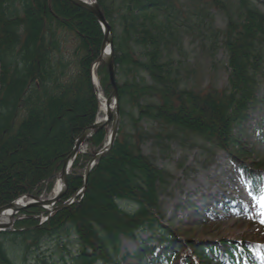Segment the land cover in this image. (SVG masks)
<instances>
[{
  "label": "trees",
  "instance_id": "16d2710c",
  "mask_svg": "<svg viewBox=\"0 0 264 264\" xmlns=\"http://www.w3.org/2000/svg\"><path fill=\"white\" fill-rule=\"evenodd\" d=\"M97 1L113 29L117 72L141 70L153 85L117 80L118 136L91 172L85 193L43 225L31 218L43 210L23 212L27 218L16 223V232L0 233V264H16L14 245L31 252L46 239L63 235L76 246L65 264H262L264 240L206 235V230H216L219 218L210 209L218 200L211 194L185 205L186 221L179 227L165 222L160 198L169 174L144 155L142 143L148 134L137 129L139 121L131 117L134 134L126 121L127 105L132 104L139 120L214 144L244 175H257L264 183L263 151L240 134L264 86V12L257 7L264 0H233L234 7L228 0H207L228 22L223 46L229 77L223 91L181 89L173 77L175 69L164 59L165 36L157 20L174 6L172 0ZM69 34L77 39L74 62L65 45ZM103 40L94 15L68 0H0V208L23 196L51 193V178L61 171L80 135L94 124L99 100L91 71ZM136 47L145 62L137 57ZM98 76L104 95H111L106 65L100 66ZM149 97L158 102L147 101ZM107 138L105 129L88 140L87 153L72 167L67 198L84 187L92 153L101 151ZM221 210L240 211L242 206L228 202ZM123 239L137 245L134 253L122 254ZM63 249L68 250L66 243Z\"/></svg>",
  "mask_w": 264,
  "mask_h": 264
},
{
  "label": "rangeland",
  "instance_id": "374dc122",
  "mask_svg": "<svg viewBox=\"0 0 264 264\" xmlns=\"http://www.w3.org/2000/svg\"><path fill=\"white\" fill-rule=\"evenodd\" d=\"M172 1L174 6L165 11V15L159 14L157 20L165 36L164 59L172 63L175 69L173 77L177 78L181 89H226L229 76L228 54L223 46L228 23L226 16L214 5L208 4L207 0ZM228 2L236 6L233 0ZM257 7L264 12V5L257 3ZM232 13H237L235 8ZM76 43L74 35H67L65 45L68 59L72 62L74 58L71 54ZM135 53L145 62L140 48L136 47ZM116 76L121 84L125 80L133 82L136 79L153 85L150 76L141 70L125 69L118 71ZM260 100L261 104L251 112L248 123L242 127L241 135L245 141L263 150L264 86L260 90ZM147 101L158 102L157 98L152 97L147 98ZM127 112L130 113L126 121L127 130L134 134L136 127L133 119L139 121L137 129L141 128L148 134L142 143L144 155L169 174V182L164 186L160 198L167 223L179 227L186 221L184 206L204 194L212 193L226 200L242 202L243 212H221L219 220L214 223L216 230H206L207 236L228 235L238 241L264 240V224L260 223V214L264 213L263 185L257 181L250 182L234 165L228 153L214 144L173 127L162 126L151 120H139V112L132 104L127 105ZM50 194L47 193L46 198ZM215 209L220 211L219 207ZM3 221L0 218V223ZM67 237L48 238L31 252H23L14 245L16 252L12 258L16 264H65L69 253L76 251L74 240L69 242ZM65 243L68 250L63 249ZM121 251L122 254L134 253L136 245L123 240Z\"/></svg>",
  "mask_w": 264,
  "mask_h": 264
},
{
  "label": "water",
  "instance_id": "95a60500",
  "mask_svg": "<svg viewBox=\"0 0 264 264\" xmlns=\"http://www.w3.org/2000/svg\"><path fill=\"white\" fill-rule=\"evenodd\" d=\"M72 2L75 6L84 9L91 14L94 15V17L98 20L100 26L103 29L104 32V42L102 45V51H101V57L95 64L92 75L95 77V68L98 65L105 64L108 67L110 80L113 86V93L111 96L108 97V102H110L112 99L115 100V112L108 114L104 119L98 120L95 125L85 129L83 134L78 139L74 149L71 151L69 156L64 161V169L57 175L53 176L52 180H58V176L62 174V180L65 182L64 188L58 193V195L53 199H42L36 196H24L21 200L24 202L23 206L20 204H17L18 202H13L10 205H7L5 207L0 208V215L4 214L5 212H13V215H11V221L15 219V215L19 214L20 212L28 209L33 208H39V209H45V206L51 205L52 207H55L53 212L50 213L49 218L52 216L53 213L59 212L62 210H65L72 206L79 193H76L69 201L64 202L62 205L60 203L63 201V199L68 195V193L71 190V182L70 178L68 176L67 169L71 168L72 161L76 160L77 157L81 154L83 147L85 146L86 142L95 134L100 132L101 130L105 128H111V134L108 144L104 147L103 150L100 152H94L92 155V159L87 165L86 173H85V185L83 188V192H85L89 180V176L94 169V167L97 165V163L106 155L109 153V151L112 149L116 137L118 135V129H119V120H120V107H119V94H118V86L116 82V63H115V56H114V35L112 32V27L105 18L97 0H69ZM107 48L110 49V55L108 58H105V51ZM95 91L98 94V88L95 86ZM74 164V163H73ZM73 166V165H72ZM4 227L6 229L11 228V224L8 225H0L1 227Z\"/></svg>",
  "mask_w": 264,
  "mask_h": 264
},
{
  "label": "bare ground",
  "instance_id": "6f19581e",
  "mask_svg": "<svg viewBox=\"0 0 264 264\" xmlns=\"http://www.w3.org/2000/svg\"><path fill=\"white\" fill-rule=\"evenodd\" d=\"M109 55H110V49L109 48H107V50L105 51V58H108L109 57ZM95 76H96V79L98 78L97 77V74H95ZM115 100L114 99H112L110 102H108V98L107 97H105L104 95L102 96V98H101V105H100V112H101V115L99 116V118H98V120H102V119H104L108 114H110V113H114L115 112ZM96 123V122H95ZM95 123L93 124V125H95ZM93 125H91V126H93ZM90 126V127H91ZM89 128V127H88ZM88 142V141H87ZM87 142H86V144H85V146L83 147V149H82V152L84 151V148L86 147V150H88V146H87ZM81 152V153H82ZM65 161V160H64ZM73 163H75V161L73 160L72 161V165H74ZM64 164V163H63ZM72 165H71V168H72ZM88 165V164H87ZM71 168L70 169H67L66 171L68 172V176H69V178H70V174L72 173L71 172ZM64 169V166H62V169H61V171ZM86 169H87V167H86ZM93 171V170H92ZM85 172H86V170H85ZM90 177V176H89ZM89 181V180H88ZM70 182H71V180H70ZM64 185H65V182L62 180V174H60V176H58V180H57V182H56V186H55V189H54V191H53V194L49 197L48 196V198L47 199H53V198H55L57 195H58V193L64 188ZM87 186H88V184H87ZM87 189V188H86ZM70 192H71V190H70ZM70 192L68 193V195L70 194ZM76 194V193H75ZM74 194V195H75ZM68 195L63 199V201L60 203V205H62L64 202H67V201H69L73 196H71L70 198H67L68 197ZM78 197L79 196H77V198H76V201H75V203L77 202V199H78ZM19 201H21V205L23 206L24 204V202H26V200L23 202V200H17V201H14V202H18L17 204H20V202ZM12 204V203H11ZM54 208L55 207H52L51 205H47V206H45V211H48V212H53V210H54ZM48 214H50V213H48ZM11 215H13V212H5L4 214H2V215H0V218H3L4 219V221L3 222H1L0 223V225H4V224H6V225H8V221H9V218L11 217ZM3 227V226H2ZM0 233H1V231H0Z\"/></svg>",
  "mask_w": 264,
  "mask_h": 264
},
{
  "label": "snow or ice",
  "instance_id": "6c2138e0",
  "mask_svg": "<svg viewBox=\"0 0 264 264\" xmlns=\"http://www.w3.org/2000/svg\"><path fill=\"white\" fill-rule=\"evenodd\" d=\"M262 179H264V178H262ZM260 215H261L260 223L264 224V213H261Z\"/></svg>",
  "mask_w": 264,
  "mask_h": 264
}]
</instances>
